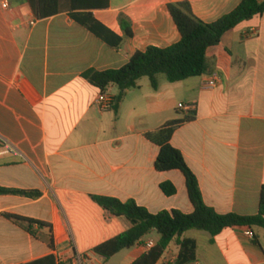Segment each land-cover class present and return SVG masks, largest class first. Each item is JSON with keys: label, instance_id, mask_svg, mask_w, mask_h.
Segmentation results:
<instances>
[{"label": "crops", "instance_id": "obj_1", "mask_svg": "<svg viewBox=\"0 0 264 264\" xmlns=\"http://www.w3.org/2000/svg\"><path fill=\"white\" fill-rule=\"evenodd\" d=\"M181 1L110 0L108 8L89 10L123 38L115 46L84 26L78 11L39 19L27 0H0V186L28 192L0 194V264H26L51 254L61 264H77L79 256L89 264L106 262L94 248L129 230L132 222L94 196L134 200L152 213H192L185 175L158 171L160 147L146 137L173 119L193 117L176 129L171 143L197 176L205 203L221 214L259 213L264 14L242 22L208 49V72L178 82L159 75L157 90L141 78L138 87L127 90L118 112L113 104L119 88L106 89L113 103L103 109L97 103L102 90L84 77L92 69L126 65L130 46L144 51L179 42L168 5ZM187 1L199 19L212 23L243 0ZM121 14L132 22L130 38ZM163 183H172L176 193L166 194ZM246 228L227 227L216 236L189 230L172 240L156 264H175L184 238L197 241V264H264V228H251L253 237ZM160 238L145 237L114 256L132 264L150 249L149 241Z\"/></svg>", "mask_w": 264, "mask_h": 264}, {"label": "trees", "instance_id": "obj_2", "mask_svg": "<svg viewBox=\"0 0 264 264\" xmlns=\"http://www.w3.org/2000/svg\"><path fill=\"white\" fill-rule=\"evenodd\" d=\"M35 16L44 19L63 11H78L82 14L80 22L105 41L118 46L123 38L95 20L92 9H104L110 5V0H27ZM180 33L181 40L172 46L160 48L149 46L142 51L132 46L128 48L129 62L118 69L98 71L89 70L84 77L90 83L105 91L110 85H116L119 93L114 98L113 108L119 111L127 90L138 87L143 77L150 79L152 87L159 88V75L164 74L169 82L183 81L191 77L205 74L211 68L207 52L212 46L221 42L225 33L236 28L244 21L264 14V0H243L240 5L219 20L206 23L193 12L189 1L170 3L168 5ZM120 23L125 36H133L132 22L126 15H120ZM115 38V41L112 40ZM173 119L162 127L146 133V137L160 147V153L155 166L158 171L180 170L186 177L188 193L194 211L184 213L180 210H164L152 213L132 201H122L118 198L94 196V200L116 216H125L132 222V227L118 236L96 246L94 251L109 259L124 249H130L140 243L153 230L160 235V240L132 264H156L165 253L169 244L176 237H181L189 230L197 229L209 232L212 236L220 234L227 227L255 226L264 228V188L261 193L260 211L256 215H241L238 213L221 214L208 206L203 198L199 181L187 164L182 152L171 143L176 129L184 122L191 120ZM162 189L168 195L176 193L172 183H163ZM0 194H28L27 191L0 186ZM38 196V192L30 193ZM16 219L17 216L9 215ZM33 223V220H28ZM42 226L44 223L38 222ZM257 242V241H256ZM180 250L175 264H190L198 259V243L193 238L179 241ZM51 247H53L51 243ZM26 264H61L51 254Z\"/></svg>", "mask_w": 264, "mask_h": 264}, {"label": "built area", "instance_id": "obj_3", "mask_svg": "<svg viewBox=\"0 0 264 264\" xmlns=\"http://www.w3.org/2000/svg\"><path fill=\"white\" fill-rule=\"evenodd\" d=\"M8 3L6 2L5 5H7ZM35 21H31V24H34ZM97 103L103 108V109H110L112 107V103H113V98L110 96V94L105 90L100 93L98 99H97ZM180 108L182 109H186L188 110L189 107L184 105V104H180L179 106ZM246 235L249 236V237H253L254 234L253 232L251 231V228H246V231H245ZM154 246V242L153 241H149L147 243V247L148 248H151ZM60 263H62V261L60 260L59 261ZM88 263V260L87 258L83 257V256H79L77 258V264H87ZM190 264H197L196 261L195 262H192Z\"/></svg>", "mask_w": 264, "mask_h": 264}, {"label": "rangeland", "instance_id": "obj_4", "mask_svg": "<svg viewBox=\"0 0 264 264\" xmlns=\"http://www.w3.org/2000/svg\"><path fill=\"white\" fill-rule=\"evenodd\" d=\"M162 78L166 77L164 74L160 75ZM144 80H148V77H143ZM146 238H154V239H159L160 238V234L157 231H152L148 236H146ZM89 264V263H87ZM93 264V263H90ZM103 264H125V262H123L121 260V255L119 256H114L109 258L106 262H104Z\"/></svg>", "mask_w": 264, "mask_h": 264}]
</instances>
